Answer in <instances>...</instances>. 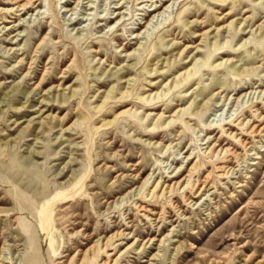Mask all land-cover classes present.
Masks as SVG:
<instances>
[{"label":"rangeland","instance_id":"1","mask_svg":"<svg viewBox=\"0 0 264 264\" xmlns=\"http://www.w3.org/2000/svg\"><path fill=\"white\" fill-rule=\"evenodd\" d=\"M141 1L0 0L3 264H264V0Z\"/></svg>","mask_w":264,"mask_h":264},{"label":"bare ground","instance_id":"2","mask_svg":"<svg viewBox=\"0 0 264 264\" xmlns=\"http://www.w3.org/2000/svg\"><path fill=\"white\" fill-rule=\"evenodd\" d=\"M13 2V4H16V9L15 8H9V9H7V10H4L5 12L4 13H6V12H12L14 9V11H17V10H22V9H27V5L29 4V0H27L26 2L24 1L23 3H18V1H20V0H6V2L7 3H10V2ZM119 2H121V3H123V2H125V1H127V0H118ZM145 1H151L152 2V7L153 8H151L152 10V12H155V11H157L161 6H163L164 5V3H166L167 1H170V0H145ZM162 1V3L161 4H158L159 2H161ZM173 1V0H172ZM143 2V0L140 2V3H142ZM33 5V4H32ZM167 7H169V4L168 5H166V8ZM165 9V8H164ZM165 11V10H164ZM3 12V11H2ZM17 15H19V14H17ZM118 15H120V14H118ZM3 19V18H2ZM1 23H3V21L2 22H0V24ZM12 26H10V28H11ZM2 28H5V26H2ZM5 29H8V26L5 28ZM127 47H129V44L128 43H126L125 45H124V48H127ZM64 62V59H62L61 61H60V64H62ZM73 63H74V61H71L70 63H69V65H73ZM70 67V66H69ZM70 76V75H69ZM56 78L55 77H52V78H50L49 80H51V81H54ZM41 83H43V78L41 77L40 78V80L38 81V83L36 84V87H38L39 86V84H41ZM113 89V88H112ZM110 93H112V90L110 91ZM106 99H107V96H106V98H104V100H103V102H105L106 101ZM1 102H3V99L2 100H0V103ZM10 103L13 105V104H15L14 103V101L13 100H11L10 101ZM40 103H42V101L40 102ZM27 106H25V105H21L20 107H18V108H15V110L14 111H11L12 113H13V115L14 116H16V115H19V114H21V113H23V112H25V108H26ZM2 111V110H1ZM35 112H41L42 110H40V108H37L36 110H34ZM33 121L32 120H30L28 123H27V125L25 126V127H29L28 125L30 124V123H32ZM11 123L12 124H14V123H16V119H14V120H12L11 121ZM258 126V125H257ZM263 126V125H262ZM255 127V125H253V127L252 128H254ZM42 128V127H41ZM251 128V127H250ZM256 129V128H255ZM67 129H65V131H66ZM249 131V130H248ZM256 131V130H255ZM62 132V131H61ZM61 134V133H60ZM36 139H39L38 137H36ZM12 141H14L15 142V139H10V142H7V141H5V142H3L1 145L3 146V147H5L6 145H8L9 143H11ZM37 142V141H36ZM38 153H39V151H35V150H32V151H30V152H28V154L25 156L26 158H29V157H31V156H37L38 155ZM205 180V179H204ZM160 181V180H159ZM188 182V181H187ZM157 184V183H156ZM155 184V185H156ZM177 184V183H176ZM183 184V183H182ZM169 188H170V190H172V187H170L169 186ZM160 189V188H159ZM140 191H141V189H140ZM3 200L1 199L0 200V202H2ZM5 212V211H10L9 209H0V212ZM122 234H125V233H123V231H117V232H115V233H113V234H111V235H109V237H103L102 239H105V241L103 242V243H101V240L100 239H98L97 241H96V245H93L92 247H90V249H88V251H85L84 253H83V255H82V258H81V260H80V262L78 263V264H89L91 261H93L95 258H97V257H99V256H105V253H107V251L114 245V241L115 240H117V239H119L120 238V236H122ZM150 241V239H147L146 240V243L147 242H149ZM161 242V241H160ZM91 248H92V252H91ZM89 250H90V252H89ZM144 250V249H143ZM87 252H89V253H87ZM141 253V252H140ZM109 255V254H108ZM66 256V255H65ZM157 256V254H155V255H153V257H156ZM151 259H153V258H151ZM155 259V258H154ZM71 260L72 259H70V261H69V263L68 264H72L73 263V260H72V262H71ZM112 261V263L113 264H116V262H117V258H114V259H112V258H109V257H107V259L105 260V261H102L100 264H109L110 262ZM4 262H0V264H3ZM59 263V262H58Z\"/></svg>","mask_w":264,"mask_h":264}]
</instances>
